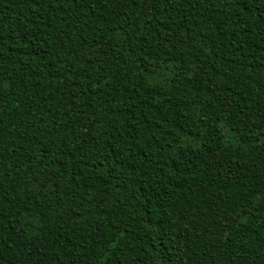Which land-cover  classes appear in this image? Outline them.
Listing matches in <instances>:
<instances>
[{"label": "trees", "instance_id": "16d2710c", "mask_svg": "<svg viewBox=\"0 0 264 264\" xmlns=\"http://www.w3.org/2000/svg\"><path fill=\"white\" fill-rule=\"evenodd\" d=\"M0 264H264V0H0Z\"/></svg>", "mask_w": 264, "mask_h": 264}]
</instances>
